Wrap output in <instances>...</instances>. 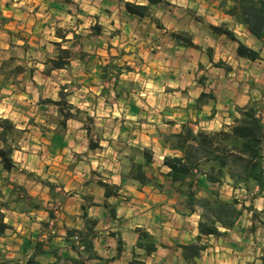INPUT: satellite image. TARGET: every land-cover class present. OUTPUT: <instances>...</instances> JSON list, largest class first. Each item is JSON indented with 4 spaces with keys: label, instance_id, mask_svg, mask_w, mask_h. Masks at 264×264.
I'll use <instances>...</instances> for the list:
<instances>
[{
    "label": "rangeland",
    "instance_id": "rangeland-1",
    "mask_svg": "<svg viewBox=\"0 0 264 264\" xmlns=\"http://www.w3.org/2000/svg\"><path fill=\"white\" fill-rule=\"evenodd\" d=\"M88 1L93 2L94 0H85L83 4H87ZM110 1L114 2L112 6L115 3L124 6L125 3L122 0ZM215 1L218 3V0ZM10 2L11 0H0V34L6 33L3 38L0 36V57H8V63L5 65V69L8 71L17 65L16 60L27 53L28 56L37 55L42 58L57 56L55 41L59 42L61 47L68 46L73 56L79 51L75 50L78 43L89 45L94 43L96 38L105 43L109 36L107 32L112 31L106 20L103 22L104 24H98V19L91 12V8H80L76 0H56V5L53 7L55 13L48 18L46 24L43 25L44 28L35 34L38 36L36 41L31 39L28 31L20 30L22 34L16 32L17 23L8 24L9 19L12 20L13 18L4 16L1 8ZM194 5L192 6L193 13L181 14V16L174 15L176 18L165 32L154 31L155 35H160V37L156 36L158 41L154 43V46H157L156 51H161L160 55L163 57L164 53L168 54L169 64H164L162 68L167 67L169 70L161 69L163 72L159 74L153 72L152 69L154 68L160 69L162 60L155 58L151 53L142 58L140 55L123 50L124 47H113V55L109 57V62L103 64L116 65L120 69L115 84L114 69L110 70L105 78L107 84L113 83V86H117L118 91H120V95L115 97L117 106L113 110L99 106L98 114L92 115L91 108L90 111L79 108L80 112L75 113L76 118L73 119L82 121L84 126L80 128L69 127L71 131H68L66 122L64 126L61 125L62 116L58 112V106L48 102L49 99L52 100L51 98H44V102L52 105L53 110L50 111V108L37 110L35 116H38V119H43L40 128H27L28 124L25 125V131L19 142L23 149L14 155V159L19 164V169L12 170V175H6L0 171V181H15L22 185L27 192L28 190L36 191L35 196L29 195L40 201L42 208L52 209L56 216L63 212V217L67 215L68 220L73 217L74 222L81 213L80 204L88 202V199L82 201L80 195L95 197L96 190L100 186L98 184L100 179L110 180L108 175L111 168L115 169L112 171L113 174H120L122 179L120 187L122 188L123 182L126 183L130 180L123 178V175L127 173L131 161H141L142 159L140 156L142 147L154 149L156 154L148 171H159L162 164L159 158L162 154L161 147H163L161 140H149L150 144L144 146V139H146V135H149L150 139L152 136L159 138L162 133H168V129L177 128L176 126L163 125L165 121H172L178 125H180V121H187L195 130L199 127L217 130L224 122L231 121L228 113L229 108L245 104L249 100V96L263 99L264 102V62L252 63L237 58L235 49L237 41L230 39L225 34L212 32L210 28L212 24L205 18L207 13L201 14L204 11L198 12L197 6ZM202 9L204 8L201 7ZM100 10H104L102 12L105 18L106 9L100 7ZM160 11L162 12V9ZM153 13L155 16L154 9ZM177 13L179 15V12ZM212 13L210 12L208 16H214ZM155 17L157 18V16ZM94 18L96 22L93 27L91 24ZM211 19L216 21L217 25L227 22H219L220 17ZM227 23L226 28L233 31L238 39L248 46L256 49L259 47V44L252 42L245 36L242 29L235 23ZM6 25L15 26L9 29L3 27ZM100 27L103 28L102 33L99 32ZM6 30H9L8 33L5 32ZM64 31H77L79 36L68 45L66 42H60L56 37V33L61 34ZM176 33H179L181 37H190L192 41L194 40L193 43L196 47H191L193 48L190 50L192 53L187 52L182 47L173 48L169 37H175ZM71 35L68 33L67 36ZM20 37L25 40L23 47L16 43ZM54 37L56 40L51 42L50 39ZM27 41L30 44H27ZM34 41L37 43L36 47L31 45ZM3 44H8V48H2L1 45ZM127 45L133 44L128 42L124 46ZM208 47L212 48L211 61L206 54ZM90 49L92 50V48ZM173 49L174 53L172 54L171 50ZM153 51L155 52V50ZM85 54L90 55L87 52ZM261 55L262 60H264V48ZM218 61H223L225 65H228L229 71L222 67H216ZM156 62H158L157 67L154 66ZM103 65L101 64L100 67ZM126 67H130V70ZM15 73L10 72L8 76L14 78ZM51 77V82L46 85L47 88L43 94L55 97L53 101H56L59 99L58 92L61 86L66 84L69 95L65 99L70 102L73 84L63 82L64 76L59 72L52 74ZM201 91L211 93L215 98H208L202 109L195 112L189 108V105L194 102ZM111 96L110 93H106L101 101L104 99L103 102H108L109 99L113 98ZM90 98L93 99V96L91 95ZM12 101L16 111L12 121L15 124H22L29 113H34V109L30 110V106H24L22 102L26 101L25 99L15 98ZM88 102L90 105L91 100L88 99ZM70 103L74 105L72 102ZM212 108H215V112L208 119ZM72 113L74 112L72 111ZM87 117H91L92 120H88ZM195 119L198 121L197 125L193 122ZM39 132H42L45 142L38 149V143L32 137H35ZM90 141L97 142L98 146L90 148ZM64 150L65 152L62 154L61 152ZM91 166H94L95 170H91ZM22 170L32 172L35 176H29ZM84 179H89L90 182L86 187H81ZM38 180L53 183L55 186L53 192H50L46 186L37 184ZM221 193L224 197H229L232 194L227 186L221 189ZM235 195L239 199L247 197L245 201L250 202V196L246 193L235 192ZM259 197H264V194ZM44 201L51 204H44ZM258 206L261 207V213L259 212L260 214L255 218H250L248 213L243 212L237 224L238 229L233 234H226L217 240H209V238L204 240L207 249L200 259L194 260V262H180L178 256H175L176 258L169 264H264L259 258L264 254V207L262 204ZM42 208L41 210H43ZM73 211H77L79 214ZM36 216L41 215L36 213L32 217L35 218ZM16 221L18 225L24 226L26 232L21 234L23 228L19 230L14 228L13 231L6 230L0 237V248L13 254V258L23 260L25 247L21 238L28 233L30 235L34 233L35 238L44 234L45 236H42L41 239L45 240L47 234L53 230L54 224L41 228V225H36L39 221L24 220V216ZM182 221L183 224L190 227L194 218ZM107 225V222L102 220L97 231H105L107 228L102 227H109ZM251 225L255 226L253 232L248 230ZM38 229L41 231L35 233ZM14 233L16 234L14 235ZM106 236L105 234L103 237V245L108 242ZM21 247H23V251L20 250ZM42 260L46 262L47 258L44 257ZM91 264L97 263L91 262ZM150 264H159V262L151 261Z\"/></svg>",
    "mask_w": 264,
    "mask_h": 264
},
{
    "label": "trees",
    "instance_id": "trees-1",
    "mask_svg": "<svg viewBox=\"0 0 264 264\" xmlns=\"http://www.w3.org/2000/svg\"><path fill=\"white\" fill-rule=\"evenodd\" d=\"M162 0H147V4H137L126 1L124 7L130 14L140 17H150L157 25H161L158 18L154 16L153 5ZM218 5L222 11L231 16L235 23L245 27L248 34L255 39L259 47L253 48L246 45L237 38L235 33L226 28L227 22L221 25H210L212 32L225 34L230 39L237 41L236 55L250 61L260 59L261 51L264 47V0H218ZM94 27V26H93ZM225 27V28H224ZM68 33L72 34L68 38ZM75 31H64L56 33L60 42L72 43L78 38ZM175 38L183 45L196 47L190 37H181L179 33ZM57 46V56L49 57L46 61L45 71L50 69L65 68L69 65L72 57L71 49L61 47L59 42H54ZM208 59H212V48L206 49ZM8 62V60L6 61ZM216 67L229 70V66L223 61H218ZM130 70V67H126ZM48 69V70H47ZM115 70L114 84L120 72L116 65L106 64L101 67V76L106 78L110 70ZM23 67L15 65L11 70L3 66L0 73L8 78L11 71L20 72ZM59 99L48 100L58 106V112L62 116L61 125L64 126L69 118H76L75 113L80 112L78 107L72 105L65 99L67 86L62 85L59 92ZM214 99L211 93L201 91L194 102L189 105L190 109L199 112L206 100ZM72 111L74 113H72ZM215 112L211 109L208 119ZM231 121L224 122L217 130H207L199 127L194 129L190 122L184 121L175 132L163 133L161 143L169 150L163 155L162 166L165 172H150L148 169L152 164L153 151L149 147H142L140 151L141 161L132 160L129 169L123 178H128L137 182L140 186L151 185L159 192L174 196L176 202L174 209L181 215L197 213L198 235L195 241L186 244H178L176 248L181 249V256L186 262H194L201 253L206 250L207 244L204 240L209 237L219 238L227 234L229 230L237 228V222L243 212L251 209V204L245 205V199H239L235 192H243L250 196V200L263 195L264 192V102L263 99L251 98L243 105H236L228 110ZM92 120L91 117H87ZM198 124L197 119L193 121ZM25 130L19 128L9 117L0 116V162L5 171L19 169L18 162L14 159V152L20 149V139ZM97 142L90 141V148H96ZM29 176L34 173L22 170ZM53 192L55 186L49 181L38 180ZM104 189V197L107 198L112 193V189H118L115 184H108L102 181L98 183ZM11 185L8 196H5L0 186V236L10 229L11 226L4 221L3 210H17L28 212L31 208H42L41 202L31 197L22 185L5 180L3 185ZM227 186L231 188V195L224 197L221 189ZM84 200L88 203L80 205L81 217L84 221V228H66L65 243L69 249L76 253V256L65 252H59L58 248L49 246L44 249L43 240L33 243L30 239H23L24 246L33 248V252L24 260L8 257L6 251L0 248V264H45L38 259L39 255H50L53 261L47 264H91L94 260L108 264L109 259L99 256L94 249L95 226L97 220L88 216L87 208L98 205L92 196L84 195ZM25 204V205H23ZM54 212L48 210V215L53 218ZM252 218H255L253 214ZM254 225L248 230L253 232ZM137 239L131 249V259L129 264H145L142 256L146 257L155 252L159 244L148 231L141 227L135 229ZM47 240V239H46ZM124 242L121 237H117V251L121 252ZM264 262V254L260 257ZM98 264V263H97Z\"/></svg>",
    "mask_w": 264,
    "mask_h": 264
},
{
    "label": "crops",
    "instance_id": "crops-1",
    "mask_svg": "<svg viewBox=\"0 0 264 264\" xmlns=\"http://www.w3.org/2000/svg\"><path fill=\"white\" fill-rule=\"evenodd\" d=\"M83 1L85 0H76V2L79 3L78 6L80 8H91V12H93V14L96 15V19H98V24H104L103 22L105 20L108 23V27L112 31L107 32L109 34L107 42L103 43L102 41H98L99 39L96 38L94 40V43H90L89 45H87V43H78L75 46V50L79 51L71 57L69 65L65 68L50 69L49 73L45 71L46 67H48L46 66V58L49 56H47L46 58H42L37 55L28 56L27 52L26 55L21 56L18 60H16L17 65L22 66L23 70L15 73L16 75H14V78L10 76L6 78L5 75L0 73V116L9 117L11 120H13V116L15 115L16 111L15 107L13 106L12 100H14L15 98L25 99L26 101L22 102L24 106H30V110L34 109V113H29V115L25 117L24 123L16 124L21 129H25L26 124H28L27 128H40L42 126L41 124L43 122V119H38V116H35L38 112L37 110H45L46 108H50V111L53 110V106L45 103L43 100L46 97L55 100V97H49L43 94L47 88L46 85L51 82L52 74H56L59 72L64 76L63 82L73 84V91L71 94L70 102H72L80 109L90 111L91 108L92 115H94V113L95 115H97L99 106H104L105 108L108 107V110H113L114 107L117 106L115 97H118L120 95L118 87L113 86V83L107 84L105 78H102L101 76L102 71H100V65L109 62V57L113 55L112 50L115 48V46L124 47L123 50H128L133 54L140 55L142 58H145L148 53H151L153 56H155V58L162 60V63H160L162 64L160 66V69H152L153 72L159 74L163 72L161 69L169 70L167 67L162 68L164 64H169V61L167 60V53H164L163 57L160 55L162 53L161 51H156L157 46L155 47L154 43L158 41L156 40V36L160 37V35H155L154 31H158L160 33L165 32L167 28L170 27V24L173 22V20L176 18L174 15L181 16V14L183 15L187 13H193L194 9H192V6L195 4L194 6H197L196 10H198V12L204 11V13L201 14L207 13V15H205V18L212 25H217L216 21L211 19L215 17H220L219 22L227 21L235 23L231 16L225 14L222 11L215 0H162V2L152 6V8L155 10V16L159 18L161 25H157L150 17H140L128 13L123 4L119 5L118 3H115L112 6V3L114 2H111L110 0H105L106 5L104 4V0H94L93 2L88 1L87 4H83ZM122 1L135 2L137 4H147V0ZM167 2H169V4H167ZM55 5L56 0H11L10 4L5 5L1 9L3 10L2 12L4 16L13 18L12 20L9 19L8 24L17 23L16 32H20V34H22L20 30H24L26 32L28 31L31 39L37 41L38 36H35V34L38 33L39 30H42L44 28L43 25L46 24L48 18L55 13L53 8ZM100 7L106 9L105 18L103 16L104 10H100ZM201 7L204 9L201 10ZM160 9H162V12L160 11ZM177 12H179V15ZM210 12H213L212 14L214 16H208ZM97 16L99 17L97 18ZM96 19L94 18L91 24L92 26L95 24ZM167 22H169V25H167ZM235 25L241 28L243 34L247 36L252 42H256L255 39L248 34L245 27L237 23H235ZM14 26L9 27L8 25H6L3 27L10 29L14 28ZM102 29L101 27L99 28L100 33H102ZM116 29H120V31H117ZM8 31L6 30L5 32L8 33ZM75 32L77 33V31ZM4 35H6V33L0 34L2 38ZM67 37L71 38V36ZM170 38L173 48L182 47V49H185L187 52L192 53V51L190 50H193V48L182 45L175 37H169V39ZM55 40V37L50 39L51 42ZM24 42L25 40L21 39L20 37L16 43L23 47L22 45L24 44ZM128 42L133 45H127L125 47L124 45ZM26 43L30 44V42L28 41ZM67 43L68 45H70L72 43V40ZM31 45H34L36 47L37 43L34 41L33 43H31ZM1 47L7 49L8 44H3L1 45ZM90 48H92V50ZM46 49L48 50V47H46ZM153 50H155V52ZM86 52L90 55L85 54ZM171 52L173 54L174 49L171 50ZM175 52L177 51L175 50ZM236 57L252 63L258 61L264 62V60H262L261 54V58L254 61L238 57L237 55ZM7 58L8 57L6 56L0 57V67L3 66V70L5 68V65L8 63L6 62L8 60ZM157 64L158 62L154 63V66L157 67ZM106 93H110L112 95L111 97L113 98L109 99L110 101L108 102H103L104 99L103 101L101 100L103 96L106 95ZM91 95L93 96V99L90 98ZM88 99L91 100L90 105ZM34 103L36 107L33 106ZM87 105H89V107H87ZM183 122L184 121H180V124ZM163 125L177 127L176 129H168V132H175L179 129L180 126L173 123L172 121H165ZM66 126H68V128H80L84 126V123L80 120L69 118L66 120ZM68 131H71L70 128L68 129ZM32 139L36 140V142L38 143V149L41 148V144L45 142L42 136V132L36 134L35 137H32ZM157 139L160 141L161 137L155 138L152 136V139H150V136L146 135V139H144V146H148L150 144L149 140L157 141ZM161 148L162 154L159 156V158L162 163L163 155L168 154L169 150L163 147ZM21 149H23V147L20 146V149L16 150L14 152V155ZM152 150L154 151V149ZM64 152L65 150L61 153L64 154ZM155 155L156 154L154 151L153 158L155 157ZM90 168L91 170H95L94 166H91ZM110 170L111 172L108 175L110 180L100 179V181L108 183L110 185H118L119 188L116 190L112 189V193L114 194L105 198L104 189L99 186L96 190V196L92 197L93 201L98 203V205L89 206L87 208L88 216L93 217L97 220V224L95 226V238L93 241L96 253L104 259H109L108 264H129V261L131 259V249L137 239V233L135 232V229L137 227H141L152 234L154 239L159 244L162 243L164 245H167V247L158 246L155 252H153L149 256L144 257L143 259L145 264H150L151 261H158L159 264H169L173 261L174 258H176L175 256H178L180 262H183L184 259L181 256V249L176 248V245L195 241L198 235V215L196 213L190 215H181L177 213L174 209L176 198L174 196L167 195L164 192H159L151 185L140 186L137 182L129 180L126 183L123 182V186L121 188L120 185L122 179L120 174H113L112 171L115 170L113 168H111ZM159 170L162 172L166 171L162 164ZM0 171L5 173L6 175H12V171L8 172L3 170L1 162ZM4 181L5 180L0 181V186L3 194L5 196H8L11 190V185L2 186ZM33 182L35 181L33 180ZM89 182V179H84L81 183V187H86ZM37 184L43 185L40 182H37ZM231 191L232 190L230 188V192ZM28 194L35 196L37 193L34 190H28ZM80 197L83 201L84 194L80 195ZM42 198H44V196H42ZM46 203L47 202L44 201V204ZM47 204L50 205L51 203ZM249 204H251V209H246L244 212L248 213V216L250 218H252L253 214H255V216H258V214L261 213V207H259L258 205L262 204L264 207V197L254 198L250 200L249 203L245 201V205L248 206ZM42 209L43 210H41V208H31L28 212H20L12 209L3 210L5 215L4 221L11 226V231H13L14 228L16 230L23 228L21 234L23 232H26V229L21 224L18 225V222L16 220L22 219L23 216L24 220L30 219L32 221H39V223L37 222L36 225H41V228L49 227V224H54L51 233L47 234V240L41 239L42 236H45L44 234L40 237L38 236L35 238L34 233L31 235L28 233L21 238V242L23 239L27 238L30 239L33 245L35 241L43 240L44 249H47V247L49 246H53L58 248L59 252H65L69 255L76 256V253L68 248L64 239L66 235V228H84V221L81 217V213L79 217H76L77 220L73 222V217L68 220L67 215L63 217V212H61L58 216H56L54 213L53 218H50L48 215L49 209H46L45 207ZM73 212L79 214L77 213V211ZM36 213L40 214L41 216H36L35 218L32 217ZM189 218H194V221H191L192 225L190 227H187V224H183L182 220H189ZM102 220H105L108 224L107 226L109 227H102L107 228L105 231H97ZM33 223L35 224V222ZM237 229L238 227L229 230L227 232V235L233 234ZM40 231L41 230L38 229V231H35V233H39ZM15 234L16 233H14V235ZM105 234L107 235L106 238L108 242L106 243V245H103L102 242ZM118 236H120L122 241L124 242L121 252L117 251ZM0 237H2V235ZM217 239L218 238L215 237H209V240ZM24 247V251L23 247H21L20 250L23 251L25 259L33 252V248L32 246ZM205 251L206 250H204L203 252ZM203 252L198 258H195V260L200 259ZM6 254L8 257L13 258V254H11L10 252L6 251ZM44 257L47 258L46 262L42 260V258ZM38 259L45 264L53 261V257L47 254L39 255ZM93 262L103 264L102 261L94 260Z\"/></svg>",
    "mask_w": 264,
    "mask_h": 264
}]
</instances>
